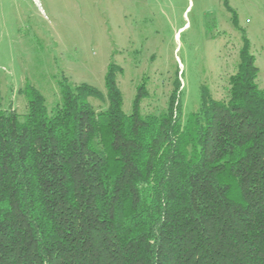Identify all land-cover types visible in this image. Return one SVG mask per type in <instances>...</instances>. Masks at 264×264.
Listing matches in <instances>:
<instances>
[{"label":"trees","instance_id":"obj_1","mask_svg":"<svg viewBox=\"0 0 264 264\" xmlns=\"http://www.w3.org/2000/svg\"><path fill=\"white\" fill-rule=\"evenodd\" d=\"M120 71L105 110L67 78L51 112L33 87L24 115L0 101V264H264V89L247 38L226 98L204 89L185 120L179 82L166 109L144 114L138 94L126 114Z\"/></svg>","mask_w":264,"mask_h":264},{"label":"rangeland","instance_id":"obj_2","mask_svg":"<svg viewBox=\"0 0 264 264\" xmlns=\"http://www.w3.org/2000/svg\"><path fill=\"white\" fill-rule=\"evenodd\" d=\"M245 37L264 89V0H0L2 109L26 114L33 87L51 112L67 78L100 90L90 103L105 110L115 63L126 114L138 94L144 114L166 109L179 82L185 120L204 89L226 98Z\"/></svg>","mask_w":264,"mask_h":264},{"label":"built area","instance_id":"obj_3","mask_svg":"<svg viewBox=\"0 0 264 264\" xmlns=\"http://www.w3.org/2000/svg\"><path fill=\"white\" fill-rule=\"evenodd\" d=\"M35 1H37V0H35Z\"/></svg>","mask_w":264,"mask_h":264}]
</instances>
